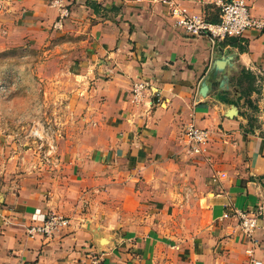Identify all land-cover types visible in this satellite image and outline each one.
<instances>
[{"label":"crops","instance_id":"crops-1","mask_svg":"<svg viewBox=\"0 0 264 264\" xmlns=\"http://www.w3.org/2000/svg\"><path fill=\"white\" fill-rule=\"evenodd\" d=\"M243 1L264 21V0ZM173 2L218 21L215 0ZM69 3L55 29L50 0H0V48L59 52L81 94L50 171L0 157V264H264V29L212 44L159 0ZM190 122L210 163L187 153ZM237 212L257 217L251 237ZM33 214L68 223L30 237Z\"/></svg>","mask_w":264,"mask_h":264},{"label":"rangeland","instance_id":"rangeland-1","mask_svg":"<svg viewBox=\"0 0 264 264\" xmlns=\"http://www.w3.org/2000/svg\"><path fill=\"white\" fill-rule=\"evenodd\" d=\"M67 59L53 50L46 54L29 47L0 48V157L7 151H26L50 171L55 166L44 165L39 140L30 136L38 131L43 141H55L56 165L60 163L63 138L80 125L73 115L79 112L75 99L81 94Z\"/></svg>","mask_w":264,"mask_h":264},{"label":"built area","instance_id":"built-area-1","mask_svg":"<svg viewBox=\"0 0 264 264\" xmlns=\"http://www.w3.org/2000/svg\"><path fill=\"white\" fill-rule=\"evenodd\" d=\"M159 2L168 8L169 15L175 20L176 27L180 28L187 38L205 37L212 44H216L228 38H241L250 30L261 32L264 29V21L253 17L248 5L243 0H215L214 4L219 9L217 22H210L202 15H189L173 0H159ZM50 7L57 12L53 28L60 29L70 15L69 0H50ZM149 90V84L145 81L134 83L130 90L132 101L139 104L144 93L149 92ZM208 134L206 130L198 128L193 122H190L185 127L183 136L187 145V153L201 157L205 162L210 163ZM30 136L39 140L37 150L42 154L41 158L44 165L49 163L55 165L59 157L55 141H43V137L38 131H34ZM224 217L227 218L228 215L225 214ZM235 217L242 234L251 237L252 232L257 227V217L244 212L235 213ZM67 223L66 218L55 214H33L31 224L26 228V233L30 237L35 235L48 237L61 227L66 226ZM89 264H103V260L91 258ZM254 264L260 263L255 262Z\"/></svg>","mask_w":264,"mask_h":264},{"label":"water","instance_id":"water-1","mask_svg":"<svg viewBox=\"0 0 264 264\" xmlns=\"http://www.w3.org/2000/svg\"><path fill=\"white\" fill-rule=\"evenodd\" d=\"M203 91V90H202ZM233 111V110H232Z\"/></svg>","mask_w":264,"mask_h":264}]
</instances>
